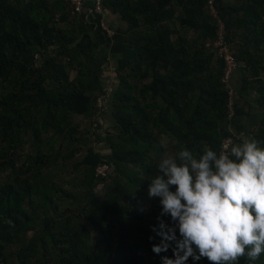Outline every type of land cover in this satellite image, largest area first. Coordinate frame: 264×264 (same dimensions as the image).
<instances>
[{"label": "trees", "instance_id": "trees-1", "mask_svg": "<svg viewBox=\"0 0 264 264\" xmlns=\"http://www.w3.org/2000/svg\"><path fill=\"white\" fill-rule=\"evenodd\" d=\"M101 2L125 25L112 92L99 56L107 36L90 30L85 15L66 0H0V172L11 175L0 183V264L174 258V242L152 251L161 206L147 193L157 164L182 148L219 152L244 113L237 101L228 118L225 61L214 48L219 20L244 63L235 90L258 95L262 120L252 135L264 148V0H216L218 17L208 0ZM100 164L110 166L108 180L95 177ZM66 173L75 175L71 189ZM100 185L103 198L92 202ZM239 264H264V254Z\"/></svg>", "mask_w": 264, "mask_h": 264}, {"label": "clouds", "instance_id": "clouds-1", "mask_svg": "<svg viewBox=\"0 0 264 264\" xmlns=\"http://www.w3.org/2000/svg\"><path fill=\"white\" fill-rule=\"evenodd\" d=\"M223 147L199 156L182 148L157 164L147 193L161 206L153 227L160 243L152 251L159 255L175 245L174 258L162 256V264L189 258L239 264L241 257L255 262L264 254V148L255 138Z\"/></svg>", "mask_w": 264, "mask_h": 264}, {"label": "crops", "instance_id": "crops-1", "mask_svg": "<svg viewBox=\"0 0 264 264\" xmlns=\"http://www.w3.org/2000/svg\"><path fill=\"white\" fill-rule=\"evenodd\" d=\"M226 4H235L236 0H223ZM88 28L90 30H99V24L112 30L113 37H107L105 49L112 51L108 59L112 58L113 55L120 57L121 53V40L124 37L125 25L121 21L118 15L114 14L110 9H106L102 15H92L88 21ZM122 59V58H121ZM104 76H108L106 73ZM108 82V81H107ZM232 85L236 89L242 87L241 81V70L238 69L232 78ZM236 89V90H237ZM237 103L243 110V114L233 123L232 131L235 135L242 136L245 138H253L252 132L257 128L260 121L262 120V109L258 106L256 100L258 99L257 93L254 89H244L241 93L238 92ZM104 114L107 123L113 122L111 116L112 108L105 103ZM244 139H238L236 143L242 142ZM107 150H104L106 152ZM107 153V152H106Z\"/></svg>", "mask_w": 264, "mask_h": 264}, {"label": "built area", "instance_id": "built-area-1", "mask_svg": "<svg viewBox=\"0 0 264 264\" xmlns=\"http://www.w3.org/2000/svg\"><path fill=\"white\" fill-rule=\"evenodd\" d=\"M72 7L73 12L77 15H85L87 21H89L92 15H102L105 12V8L102 5L101 0H66ZM91 2V6L88 5V2ZM216 0H208V7L211 10V13L218 17L217 9L215 6ZM219 20V18H218ZM102 32L106 31L107 35H112V30L102 26L99 24ZM214 48L216 49V53L218 57L225 61V73L223 77V83L225 84V88L229 95V103H228V118L232 121L235 120L236 114V95L237 91L232 85V78L234 74L240 67V63L238 62L236 56L233 53V49L229 43L225 40V25L224 22L219 20V28H218V38L214 43ZM100 105V102H99ZM238 139H244L242 136L234 135L231 137H227L224 139L220 151L225 150L224 145L231 146L236 143ZM111 174V169L108 164H100L95 169V177L99 180H108Z\"/></svg>", "mask_w": 264, "mask_h": 264}, {"label": "rangeland", "instance_id": "rangeland-1", "mask_svg": "<svg viewBox=\"0 0 264 264\" xmlns=\"http://www.w3.org/2000/svg\"><path fill=\"white\" fill-rule=\"evenodd\" d=\"M99 31H102L100 27H99ZM99 31H98V33H99ZM94 34H95V32L93 33V35ZM103 35H105V36H107L109 38L113 37V34L112 35H107L106 31H103ZM111 52L112 51H110L109 49H105L104 47L102 48V52H99L100 58H104L105 59L101 69L104 72V74L106 73L108 76L106 77L103 74L102 79H104V81H109V82H105L107 88L109 89V92H112L116 88V85H117V79H116L117 72L116 71L119 68V66L123 65V60L121 59L122 55H120V57H116L117 55L115 54L116 56L113 55L112 58L108 59V56H109V54ZM240 66L243 67L244 63L241 62ZM73 77H74V73L72 72V73H70V78L72 79ZM237 97L235 99L236 102H237ZM76 118L79 121V118H81V117H76ZM104 125H105V127H107L110 124L106 122ZM82 127H86L84 125V123L79 127L80 130L82 129ZM88 130H89L90 135H91L92 127L89 126ZM8 173H9L8 171L5 172V173L0 172V183L4 182L8 177L10 179L11 175L10 174L8 175ZM63 176L65 178V181H66V184H67L68 188H70V186H74L72 183H69L70 181H72V179H74V177H75L74 174H67L66 173ZM105 185L98 186V188H97L98 192L96 193L97 197L94 196V198H92V202H97L100 198H103V195H104L103 194V189H104Z\"/></svg>", "mask_w": 264, "mask_h": 264}]
</instances>
